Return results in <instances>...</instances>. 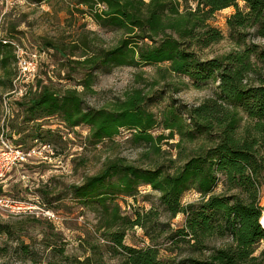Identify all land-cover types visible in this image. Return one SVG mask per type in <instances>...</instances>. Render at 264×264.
<instances>
[{
  "label": "trees",
  "instance_id": "1",
  "mask_svg": "<svg viewBox=\"0 0 264 264\" xmlns=\"http://www.w3.org/2000/svg\"><path fill=\"white\" fill-rule=\"evenodd\" d=\"M68 1L99 27L122 34L111 48L84 51L83 59L73 61L77 67L108 71L165 65L196 89L212 82L217 85L214 94L198 105L162 111L164 129L171 138L174 133L179 137L176 160L181 165L174 167L175 160H170L167 166L141 168L117 157L83 184L71 187L74 198L97 213L96 232L108 243L90 247L81 260H64L109 264L105 257L109 255L114 264H264V226L260 224L264 214V48L253 43L264 39V0H193V6L187 0ZM228 8L234 12L226 18L225 34L213 25V18ZM225 39L234 50L201 57L204 50ZM14 48L0 40V87L10 88L7 93L13 90L17 74ZM92 76L82 79L84 89H90ZM40 84L38 91H28L15 103L25 123L59 117L71 128L85 125L93 144L113 141L120 129H126L132 147H149L155 154L158 143L167 138L152 133L158 121L144 105L141 89L107 110L88 107L75 89ZM42 133L37 125L31 136L39 140ZM183 144L194 149L184 154ZM143 185L159 193V205L169 219L184 217L180 228L160 222L153 206L129 215L122 212L116 198L132 196ZM188 190L198 198L184 203ZM134 227L143 230L150 244L125 243L127 230ZM164 233L165 250L178 251L172 258L160 257L158 240ZM183 247L189 251L185 257ZM22 251L26 254V247Z\"/></svg>",
  "mask_w": 264,
  "mask_h": 264
},
{
  "label": "rangeland",
  "instance_id": "2",
  "mask_svg": "<svg viewBox=\"0 0 264 264\" xmlns=\"http://www.w3.org/2000/svg\"><path fill=\"white\" fill-rule=\"evenodd\" d=\"M192 2L187 0L193 6ZM233 10L224 9L213 18V25L225 34L226 18ZM1 34L9 36L24 48L45 51L38 61L29 94L39 90L41 81L40 86L50 85L57 90L75 89L88 107L112 110L127 94L141 89L145 97L144 105L158 121L152 133L167 137L158 143L157 154L149 147H132L127 142L130 130L126 129H120L113 141L105 139L93 144L88 139L89 128L85 125L71 128L59 117L23 122V111L15 104L25 95L23 83L17 82L10 93H7L10 88L0 87V101L3 102L0 106V131L4 128L0 133V157L4 152L15 151V148L24 154L30 153L25 161H15L6 171L0 170V264H68L64 260L66 257L71 260L70 263L75 258L81 260L90 247L108 242L96 232L97 213L78 202L71 187L83 184L85 179L99 173L117 157L141 168L167 166L170 160H175L172 164L174 167L181 165L182 162L176 160L180 150V146H177L179 137L174 133L171 138L170 131L164 129L162 111L178 105H198L214 94L217 84L212 82L196 89L188 79L168 72L165 65L159 68L120 66L108 71L77 67L73 61L83 59L84 51L111 48L118 43L122 34L99 27L88 14L78 13L68 0L40 3L32 0H0ZM253 43L264 48V39H254ZM234 49L225 39L204 50L201 57L221 56ZM87 74L93 75L88 90L80 84ZM37 125H40L43 135L39 140H34L31 135ZM183 146L184 154L194 149L190 144ZM158 198V192L143 185L134 195L120 196L116 200L124 214L144 211L153 206L160 215V222L169 223L172 229L180 228L184 217L177 215L169 219L162 212ZM197 198L196 192L188 190L182 202H193ZM6 199L24 203L29 208L14 211L3 202ZM164 237L165 233L158 240L160 257L172 258L178 251L173 254L166 251L168 244ZM124 241L136 247L150 244L139 227L127 230ZM24 247L26 254L22 251ZM182 249V257L187 256V247ZM105 257L107 263H115L109 255Z\"/></svg>",
  "mask_w": 264,
  "mask_h": 264
},
{
  "label": "built area",
  "instance_id": "3",
  "mask_svg": "<svg viewBox=\"0 0 264 264\" xmlns=\"http://www.w3.org/2000/svg\"><path fill=\"white\" fill-rule=\"evenodd\" d=\"M0 40L3 43H9L14 48V54H15V65L17 69V74L13 80V90L16 87L17 82L23 83L24 93H28L30 91V84L33 83V79L36 77L37 72V66L39 59L45 55V51L41 50H35V49H29L24 48L20 46L18 43L13 41L11 38L5 37L2 34L0 35ZM31 152H34L31 151ZM26 155H30V153L24 154L22 151L15 148V151L10 152H4L2 153L0 157V170L1 172L4 170L6 171L11 165L16 162L25 161ZM4 203L8 204L9 207H11L14 211H23L27 210L29 207L25 205L24 203L15 202L10 199H6L3 201Z\"/></svg>",
  "mask_w": 264,
  "mask_h": 264
},
{
  "label": "water",
  "instance_id": "4",
  "mask_svg": "<svg viewBox=\"0 0 264 264\" xmlns=\"http://www.w3.org/2000/svg\"><path fill=\"white\" fill-rule=\"evenodd\" d=\"M260 224H262V226H264V214H262L261 218H260Z\"/></svg>",
  "mask_w": 264,
  "mask_h": 264
}]
</instances>
